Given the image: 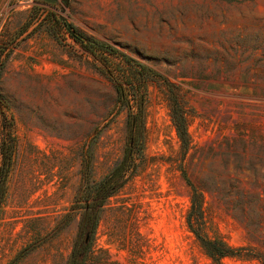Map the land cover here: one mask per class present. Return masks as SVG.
<instances>
[{
	"label": "rangeland",
	"instance_id": "374dc122",
	"mask_svg": "<svg viewBox=\"0 0 264 264\" xmlns=\"http://www.w3.org/2000/svg\"><path fill=\"white\" fill-rule=\"evenodd\" d=\"M126 58L142 146L84 230L139 111ZM0 264H264V0H0Z\"/></svg>",
	"mask_w": 264,
	"mask_h": 264
},
{
	"label": "trees",
	"instance_id": "16d2710c",
	"mask_svg": "<svg viewBox=\"0 0 264 264\" xmlns=\"http://www.w3.org/2000/svg\"><path fill=\"white\" fill-rule=\"evenodd\" d=\"M86 49L93 50L94 48H98L100 51L109 53V54H118V51L111 48L109 45L103 44L98 41H91L88 44H83ZM128 64L131 66H137L140 68V71H137L133 74H131L130 78V83L137 86V94H133L132 96L134 99L136 96L140 95L142 93V86L146 83L147 75H150L151 70L147 69L141 64L135 63L133 60L126 58ZM113 75V74H111ZM137 75V76H136ZM138 75H140L141 82L138 78ZM136 89V88H135ZM119 91V98L118 102L120 103H127V105H130L131 110L133 109V105H131V101L128 100V94L123 90L121 86L118 87ZM145 98V94L142 93L139 96L140 99V106H139V111L136 112V114L132 115L131 121H130V140L128 147L126 149L125 156L123 160L120 162V164L116 167L114 172L110 177H108L102 184L100 188L99 194L96 196V203L93 204V206L87 207L89 210L88 213H91L93 217H83L82 222H81V228L86 230L87 228H90V226H94L97 223L98 220V213L101 207L103 206V203L106 198H108L112 193L117 191L120 187V179L123 177L124 173L127 170L134 169L136 167L135 165V155L137 152L140 150L142 146V126H143V101ZM173 120L177 128V132L179 135V138L183 142V146L186 150H189L190 146V134L188 131V118H187V113L185 110L179 106L177 109L173 110ZM117 180L113 185V182ZM107 189V190H106ZM203 201L204 198L202 196H196L194 197V213L197 216V219L199 221V226H202L204 223V209H203ZM190 229L192 232H194L197 236V238L202 242L203 246L205 247L208 255L212 258L215 259H222L225 257H230V256H237L239 255L237 249L232 248L228 246L225 243H217L213 242L209 239H206L202 237V234L199 233V230L195 229L194 223L190 221ZM201 230V229H200ZM91 232V231H87ZM89 244H83L81 249L76 251L77 257H83L87 255V249H88ZM241 251V250H240Z\"/></svg>",
	"mask_w": 264,
	"mask_h": 264
},
{
	"label": "water",
	"instance_id": "95a60500",
	"mask_svg": "<svg viewBox=\"0 0 264 264\" xmlns=\"http://www.w3.org/2000/svg\"><path fill=\"white\" fill-rule=\"evenodd\" d=\"M90 239H91V233L88 232V233L86 234V237H85L84 243H85L86 245L89 244Z\"/></svg>",
	"mask_w": 264,
	"mask_h": 264
}]
</instances>
